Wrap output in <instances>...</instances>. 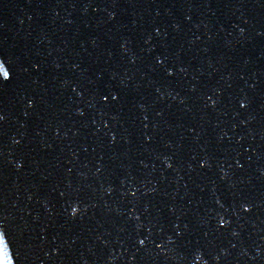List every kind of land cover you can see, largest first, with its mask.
I'll return each instance as SVG.
<instances>
[{
    "label": "water",
    "instance_id": "1",
    "mask_svg": "<svg viewBox=\"0 0 264 264\" xmlns=\"http://www.w3.org/2000/svg\"><path fill=\"white\" fill-rule=\"evenodd\" d=\"M0 264H264V0H0Z\"/></svg>",
    "mask_w": 264,
    "mask_h": 264
}]
</instances>
